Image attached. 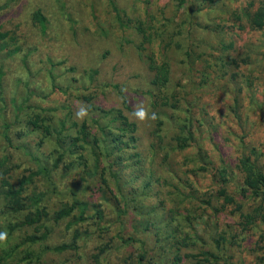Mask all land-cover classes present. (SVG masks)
Segmentation results:
<instances>
[{
	"label": "rangeland",
	"instance_id": "1",
	"mask_svg": "<svg viewBox=\"0 0 264 264\" xmlns=\"http://www.w3.org/2000/svg\"><path fill=\"white\" fill-rule=\"evenodd\" d=\"M263 2L185 0L178 8L174 0H0V30L11 38L8 48H17L9 56L0 51V157L8 158L13 185L35 170L31 156L49 169L48 180L36 177L27 187L28 194L44 195L48 216L41 225L48 236L42 245L70 244L77 233L75 248L39 252L38 262L30 264H91L104 245L99 264H170L184 237L181 252L200 255L180 264H264V224L244 230L235 204L223 205L216 196L214 179L221 161L233 169L243 153L240 141L258 149L262 156L256 161L264 166V29L245 22L246 13ZM36 9L45 18L43 30L31 22ZM151 60L166 68L161 88L150 85ZM164 98L176 108L168 102L154 106ZM140 106L147 112L144 120L134 115ZM80 108L87 112L83 118L77 117ZM115 109L135 127V142L122 146L116 161L118 145L110 138L119 135L118 121H111ZM34 116L43 119L50 135L27 124ZM187 121L192 139L176 150L173 138ZM96 122L107 125L110 137L99 136ZM82 123L89 136L103 138L114 151L110 168L105 157L99 161L108 188H97V176L82 182L89 173L83 175L76 154L66 152ZM83 147L90 169L93 157ZM59 153L63 157L53 168ZM228 181L224 188L241 212L260 205L264 213V200L240 197L239 176ZM71 193L98 205L100 216L93 218L88 210L89 218L76 222L73 211L53 221V212L71 203ZM170 209L179 213L172 218ZM20 219L21 213L5 211L0 193V233ZM25 231L31 229L0 242V251L18 243ZM20 255L5 264H27L19 262Z\"/></svg>",
	"mask_w": 264,
	"mask_h": 264
},
{
	"label": "trees",
	"instance_id": "2",
	"mask_svg": "<svg viewBox=\"0 0 264 264\" xmlns=\"http://www.w3.org/2000/svg\"><path fill=\"white\" fill-rule=\"evenodd\" d=\"M176 3V6L179 8L182 6L185 2V0H174ZM62 2H60V6H62ZM112 9L113 2H110ZM252 4V3H251ZM261 6L255 8L251 13H246V23L250 29L253 30H262L264 29V2L260 3ZM247 7V6H246ZM119 19V15H116ZM31 22L37 26L40 30L44 29L45 26V18L42 15V13L36 9L31 14ZM126 23L121 22L120 25L124 27ZM136 31H142V27L139 24L134 25L133 27ZM11 39L8 36V33L5 31L0 30V51H4L6 56L13 55L14 52H16L17 48L15 49H9L7 41ZM144 40L148 41L146 37H144ZM149 69L153 70V75L150 80V85L161 88L167 81L166 77V68L164 65H153L152 60L149 62ZM173 98V97H172ZM160 99L159 104H155L154 106H165L170 105V108H176V106L172 103H170L169 100L166 98ZM84 102H89V99L84 97ZM87 108L90 110H94L92 105H87ZM109 111V110H108ZM111 112H114V117L111 121H118L119 126L117 127V132L119 135H114L110 137L109 131H107V125L101 126V124L96 122L99 136L103 138L110 137L113 142H115V145H118L115 148V161L119 159V156L117 155L118 152L123 148L122 146L126 147L128 143L135 142V138L133 136V132L135 131L134 124L130 123V121L126 118L125 115H123L122 109H115L111 110ZM104 114H107V112H103ZM42 118H38V116H34L33 118H30L27 120V124L35 130H39L41 133L45 134L46 136L50 135V131L48 130V126L43 123ZM189 122L188 124L182 125L179 128V134L175 135L173 138L174 141V148L176 150H183L187 146V142L192 139V136L190 134L189 130ZM160 123L157 122V125ZM6 125L3 126V129H6ZM86 127L85 124L82 123L79 130H77V135L73 138H70L69 146L66 147V152L69 154H76L74 155L75 158L79 160V165H81V171L83 175H86V173H89L84 178L81 179L82 182L86 183L87 181H92V177L97 176V183L99 188L101 190V186L108 188V185L105 182V165L99 166L100 157H105L107 159L106 166L107 169L110 168L113 164L112 155L114 153H110L106 149V144L99 138H95V135L89 136L86 133ZM106 130V131H105ZM185 132V135H182V133ZM3 134V133H2ZM58 133L55 135V140L59 144V137ZM124 135L127 136V141L122 142L120 138H122ZM87 136H89V140H87ZM4 137V136H3ZM7 141V138H5ZM110 139V140H111ZM79 142H81L79 144ZM244 141H240V148H242V152H240V158H238L237 163L234 165L233 169L230 167H227L225 164H223V161L220 163V167L216 171V175L214 176L215 183L218 184L219 188L216 191V196L221 198L222 204H235V209L233 211H236L238 214V217L241 219L239 221V225H244V230L247 226L255 225L256 223H262L264 224V213L262 212V209L260 205L257 207H254L252 211L247 212H241V205L239 203H236L233 200V197L230 196L224 186L227 182H230L231 176L234 177H240L241 181L238 185V193L240 197L247 198V199H259L260 202L264 200V166L259 164L256 161L257 157H261V153H259L258 149L256 150L253 146L247 148V145H244ZM88 146V148L91 151V155L93 157V163L90 165V169H87L89 166H87V160L84 158V147ZM63 157V153H59L53 161V168L57 166V164L61 161ZM32 161L35 165L34 171L25 172L20 176V178L17 181L16 185H13L9 180V173L11 170V166L8 165V158L4 155L0 157V193L2 195V201H3V208L6 212L9 213H21V219L13 223L11 225H5L4 226V233H6V238H11L14 231H17L19 229H26L30 228L31 232H26L21 236L18 237L19 242L16 244H13L12 246H9L6 249H2L0 251V264H5V262L8 259H11L14 257L15 254L19 253L20 258L19 262H25L27 264L34 263L35 261L38 262L39 260V252L42 251H52V252H61L66 249H72L75 248V239L77 238V233H75L73 240L70 244H61V245H55V246H47L42 245V243L46 240L48 236V231L46 230V227L41 225L43 220L47 218L48 213L45 210V208L41 205V202L43 200L44 195L39 192H31L27 193V187L32 184L33 180L36 177H42L46 178L48 180L49 176V169L48 167L37 157L31 156ZM199 160L204 162V158L201 155L199 157ZM71 161L67 164L63 165V170L70 167ZM87 169V170H86ZM201 170H203V167H201ZM86 171V172H85ZM113 179V182H116L115 175L110 176ZM50 182V181H49ZM232 182V181H231ZM86 187V185L84 186ZM89 187V186H88ZM86 187V188H88ZM119 187V186H118ZM116 188V187H115ZM116 190L119 189L116 188ZM73 192V190H71ZM120 195V198L122 199V195ZM72 199L71 203L69 205H64L58 210L54 211L52 214L53 221H59L63 218H66L71 215L73 211H76V215H74V221L76 222H83L85 219L89 218L86 216V212L88 210L92 211V217L98 218L100 216V211L98 209V205H89L88 202L78 199L74 193H71ZM122 204L125 206V202L122 200ZM208 204V203H207ZM121 211H118V214H120ZM168 213L172 215V218L174 215L179 213L178 209H170L168 210ZM184 219L186 220V223L190 222L189 217L184 215ZM184 238L178 239L176 242V245L174 246V254L172 256L170 264H180L182 262L183 258L188 257L190 259L198 258L199 255H193V254H184L181 252V247L185 246ZM40 247L38 248L41 251H37L33 249V247ZM107 245H104L103 247H100L96 254L92 257L91 264H99V256L103 253ZM202 255V254H201ZM205 256H209L211 260H213V257L211 254H208L207 252L203 253ZM139 258H142L140 255ZM204 262H207L206 259H202ZM216 260V259H214ZM198 262V260L196 261Z\"/></svg>",
	"mask_w": 264,
	"mask_h": 264
},
{
	"label": "clouds",
	"instance_id": "3",
	"mask_svg": "<svg viewBox=\"0 0 264 264\" xmlns=\"http://www.w3.org/2000/svg\"><path fill=\"white\" fill-rule=\"evenodd\" d=\"M85 115H87V112L84 108H80V110L77 112V117L78 118H83ZM134 115L139 119V120H144L147 116L146 110L140 106L136 109L134 112ZM153 118L154 114H153ZM6 239V233H0V242L4 241Z\"/></svg>",
	"mask_w": 264,
	"mask_h": 264
}]
</instances>
